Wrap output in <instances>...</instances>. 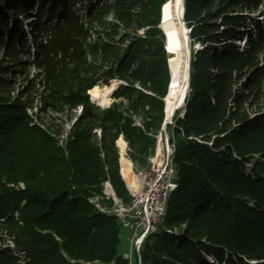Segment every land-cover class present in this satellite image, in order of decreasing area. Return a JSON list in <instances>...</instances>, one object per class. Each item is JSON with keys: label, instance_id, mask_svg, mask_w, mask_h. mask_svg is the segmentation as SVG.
I'll use <instances>...</instances> for the list:
<instances>
[{"label": "trees", "instance_id": "obj_1", "mask_svg": "<svg viewBox=\"0 0 264 264\" xmlns=\"http://www.w3.org/2000/svg\"><path fill=\"white\" fill-rule=\"evenodd\" d=\"M167 1L0 0V264H133L119 251L126 227L105 188L131 204L116 140L137 127L116 111L101 116L87 91L125 81L116 96L137 94L147 128H160L163 106L150 108L170 74L164 42H148L164 38ZM184 8L202 48L167 126L175 186L134 264H264V29L250 15H264V0Z\"/></svg>", "mask_w": 264, "mask_h": 264}, {"label": "rangeland", "instance_id": "obj_2", "mask_svg": "<svg viewBox=\"0 0 264 264\" xmlns=\"http://www.w3.org/2000/svg\"><path fill=\"white\" fill-rule=\"evenodd\" d=\"M139 4H141V3H139ZM162 5H161L160 9H162ZM136 11L138 13L139 9ZM155 11L157 13L158 8L155 9ZM205 11H207V9ZM239 11H242V10H239ZM244 13L247 14V12H244ZM250 15L252 18H256L257 19L256 21L261 22V26L264 29V15L261 13L259 14V12L251 13ZM33 16H36V15H33ZM22 22L25 24L30 23V22H26V20H24ZM160 24H161V19H160ZM160 24L158 25V27L161 30V33L164 37L163 40L161 39L160 35H158V36H155L154 38H152L148 42V44H149V47H151V45H152L154 48V46H156V43L162 44V42H164V47L166 50L165 34H164L163 30L160 28ZM184 27L187 28L188 31H186V32L188 33V37H189L190 29L187 27L186 24L184 25ZM25 29L28 30L29 29L28 26H25ZM254 30H256V27L255 28H253L252 26L246 27L243 31L244 32L243 38L241 40H235V43L240 47V49H246L247 48L249 38H250V36ZM120 31H123V27H121ZM145 32H146V28H143L139 31V34L141 36H144ZM189 47H190V61H191V55H192L193 50L195 51L197 49L202 48V45L200 43L192 45L191 40H190ZM151 49H152V47H151ZM166 54H167V63H168L169 74H170L169 75V86H170L171 72H170L169 59L172 56V54L168 53L167 50H166ZM1 56H2V51L0 53V57ZM260 61L264 62V54H262L260 56ZM34 72H35V70H32L31 74H34ZM112 81H115V83L113 84ZM121 83H126V82L123 80H119V79H112V80H109V82L107 84L106 83H100V84L96 85L95 87L88 90L87 94H88L90 102L95 106V108L100 109L99 112L101 113L100 114L101 116H103L102 112H105L106 110L116 111V112H119L118 117H119V119H121V121L128 122V120H129L130 123H132V127H134V128L137 127V131H136L137 134L136 135H132L131 137H128L124 132H120V134L116 140V146L118 147V152H119L120 175H121L122 179L125 181L126 187L128 188V190L131 194L130 189H132V187H130V189H129L128 183L122 174V157H123V155L125 156V158L128 161H130L132 163V172H133L134 176L136 175V178L138 179L139 178L138 176H142L141 174H145L146 177L145 178L141 177V178H143V180H145V181H149L150 180V174H151V171L153 170L154 164L158 165V163H159L160 168L164 169L166 164L169 161V158H171L172 152L174 151V146L169 143L170 131H169V129H167V127L164 126V122H165V118H166V108H167L166 107V97L168 95L169 87H167L166 93L163 97H156L157 101H155L153 103L152 107L150 108L151 112L152 111H159V107L163 106V120H162L161 126L159 129H156V126L152 125V126H150V129H148L146 124H145V120L143 118H141V115H142L141 109H142V107H144L146 110H148L149 106H147V104L141 103L139 101V99L137 98L138 97L137 94H135L136 98H134V100H132L134 96H132V95L130 96L129 94L124 95L121 93L118 96H116V93H117L118 88L121 85ZM23 84H24V81H20L18 87L21 88V86ZM131 86H132L133 90L137 89V90H140L141 92H143L145 94H151V91L142 88V86L139 85L138 83H132ZM95 88L100 89V92L102 93V95H101L102 97L104 95V92H106V89H108V88L111 89L110 92L106 93L107 94L106 99H108V102L104 103L100 99H98V100L93 99L91 91ZM135 105H137V107H140L138 109V114L136 113V111H134L132 109L133 106H135ZM183 106H184V104H183ZM183 106L179 107L177 110H182ZM82 108L83 107L81 105L78 106L77 115L80 114ZM174 115H175V113L173 114V117H174ZM60 121H62V120H60ZM69 124H70V122H68L66 124L67 127H69ZM96 133H97V136L99 137L100 132L97 131ZM119 140H123L126 143L125 153H123L122 148L119 146ZM160 147L162 148L161 155H159ZM138 181L140 183L139 179H138ZM141 188L147 189L148 186H147V184L146 185L143 184ZM105 192H106V194H108L109 196H111L115 199L114 212L116 213L117 209H120V207L123 205V203L121 202V200H119L117 197H115L113 189L111 190L110 188H108L107 184H106ZM132 235H133V233L128 228L127 229L126 228L121 229L119 251L122 254L131 253L130 237ZM136 253H135V251H133V256L131 259L133 264L136 261ZM128 256H129V254H128Z\"/></svg>", "mask_w": 264, "mask_h": 264}, {"label": "bare ground", "instance_id": "obj_3", "mask_svg": "<svg viewBox=\"0 0 264 264\" xmlns=\"http://www.w3.org/2000/svg\"><path fill=\"white\" fill-rule=\"evenodd\" d=\"M182 15H183V0H168L164 4V23L161 24L163 29L166 32V37L168 39V45L166 44L167 50L169 53L172 54V56L169 59V65L172 72V81H171V87L168 90V95L166 97V107L168 111V115H171L177 106H183L185 103L186 93H187V86L189 82V72H190V65H189V56H190V47H189V37L188 33L186 31L187 28L184 27L183 21H182ZM162 22V21H161ZM111 89H106V92H104L103 97L101 96L102 93L100 92L99 88H95L91 91L92 97L94 100L100 99L102 102L106 103L108 102V99H106L108 92H110ZM177 105V106H176ZM125 141L119 140V146L122 148L123 153H125ZM162 148L159 149V155H161ZM173 153L171 154V158H169L168 164H173ZM171 162V163H170ZM157 166H160L154 164L153 170L150 174V180L145 181L143 178L146 177L145 174H141L142 176H138L140 183L138 179L136 178V175L134 176L132 172V163L128 161L125 156L122 157V174L125 180L128 183L129 189L131 191L132 196V202L129 206L122 205L120 208H129L132 205L137 204V200H143L145 197V191L146 189L141 188L142 185L150 187V182L154 181V177L157 173ZM175 175V170L172 174V181L171 186L166 192V197L164 199V202L161 203L160 206V218L164 219L165 213H166V206H167V198L170 193V191L174 188L175 184L173 182ZM143 177V178H141ZM137 179V180H136ZM108 188L112 190V187L109 183H107ZM118 200V199H117ZM118 210V209H117ZM120 220L122 221V217L120 216V213H117ZM156 230H147L144 232V239L151 233H153Z\"/></svg>", "mask_w": 264, "mask_h": 264}, {"label": "built area", "instance_id": "obj_4", "mask_svg": "<svg viewBox=\"0 0 264 264\" xmlns=\"http://www.w3.org/2000/svg\"><path fill=\"white\" fill-rule=\"evenodd\" d=\"M173 172V164L167 163L164 169L157 166L156 176L154 181L150 182V187L146 189L144 199L137 200V204L129 208H120L116 211V213H120L124 226L133 233L130 237L131 253L125 254L130 260L133 251L140 252L144 241V232L157 230L158 225L162 222L160 206L171 186Z\"/></svg>", "mask_w": 264, "mask_h": 264}, {"label": "water", "instance_id": "obj_5", "mask_svg": "<svg viewBox=\"0 0 264 264\" xmlns=\"http://www.w3.org/2000/svg\"><path fill=\"white\" fill-rule=\"evenodd\" d=\"M172 1V0H171ZM184 5H185V0H183V15H182V21H183V25H185V21H184V12H185V8H184ZM161 24H163L164 23V5L162 6V9H161ZM160 24V28L163 30V32H164V34H165V41H166V43L165 44H167L168 45V39H167V35H166V32H165V30L163 29V27H162V25ZM190 32V31H189ZM190 40V39H189ZM166 50H167V47H166ZM167 52H168V50H167ZM169 53V52H168ZM171 54V53H170ZM189 65H190V56H189ZM170 72H171V68H170ZM189 77H190V72H189ZM172 72H171V81H172ZM171 83V82H170ZM171 87V84H170V86H169V88ZM170 90V89H169ZM188 91H189V82H188V86H187V93H188ZM187 93H186V96H187ZM177 106V105H176ZM180 106H177V107H175V109H174V111H173V113L171 114V115H168V111H167V108H166V118H165V122H164V126L165 127H167L168 126V124H170V123H172V118H173V114L176 112V110L179 108Z\"/></svg>", "mask_w": 264, "mask_h": 264}, {"label": "clouds", "instance_id": "obj_6", "mask_svg": "<svg viewBox=\"0 0 264 264\" xmlns=\"http://www.w3.org/2000/svg\"><path fill=\"white\" fill-rule=\"evenodd\" d=\"M112 83L114 84V83H115V81H112Z\"/></svg>", "mask_w": 264, "mask_h": 264}]
</instances>
